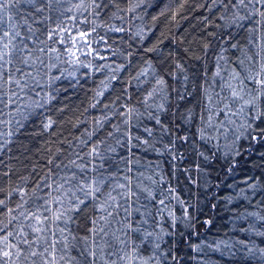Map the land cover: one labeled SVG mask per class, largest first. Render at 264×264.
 <instances>
[{
    "label": "trees",
    "instance_id": "trees-1",
    "mask_svg": "<svg viewBox=\"0 0 264 264\" xmlns=\"http://www.w3.org/2000/svg\"><path fill=\"white\" fill-rule=\"evenodd\" d=\"M234 3L20 0L5 9L0 27H15L24 37L15 43L44 63L15 65L40 81L37 87L28 77L31 99L43 106L0 113V227H23L28 240L21 237L20 254L0 264H44L51 257L39 253L57 240V264H114L124 255L118 248L130 250L131 242L138 259L156 264H264V90L252 79L258 72L264 78V16ZM57 25L95 29L98 55L81 57L90 66L54 59L47 33ZM233 79L242 106L259 96L246 106L256 117L243 126L227 100ZM93 148L101 158L89 155ZM96 177L104 183L95 199L77 209L71 193L63 197V233L53 226L39 240L27 227L32 221L11 219ZM152 243L159 247L150 251Z\"/></svg>",
    "mask_w": 264,
    "mask_h": 264
},
{
    "label": "snow or ice",
    "instance_id": "snow-or-ice-1",
    "mask_svg": "<svg viewBox=\"0 0 264 264\" xmlns=\"http://www.w3.org/2000/svg\"><path fill=\"white\" fill-rule=\"evenodd\" d=\"M20 0H0V25H3L4 23V16L3 13L5 12V9L14 6V3H19ZM30 3H35V0H29ZM223 3L224 0H221ZM233 0H229V3H232ZM96 3V0H93V4ZM248 5H252L255 13H259V15L264 16V11H261V8H264V0H235L234 7H247ZM99 7V5H96ZM259 6V7H257ZM78 7H83V5H78ZM134 11V9H131ZM253 13H250V15ZM239 19H244L243 16H238ZM9 19L11 20V16H9ZM118 30V29H114ZM29 31H32V29H29ZM91 31H95L93 28ZM91 31L87 29H79L77 28L75 32H73L71 27L68 26H62L57 25L56 28H52L47 33V41L52 42V47L49 48V51L54 54V59L57 61H61L64 63H69L71 65H79L84 64L86 67L90 66V61L85 64L83 60H81L82 56H90L94 53L98 55L95 49L92 48V44L95 42L94 39L91 38ZM20 37L21 42H23L24 37L21 36V33L13 26L10 25L9 28H3L0 27V113L3 111V107H11L12 105H16V110L19 111L21 107L23 108H29V107H42L40 100H32L30 92L34 91L32 84L29 82L28 77H32V80L35 81V85L38 87L40 84L39 80H36L34 76H32V72L23 71L20 67L15 66L17 63L23 64L29 68H31L34 64L39 61L41 64L44 63L43 60L40 59V57L32 58L31 50H28L27 44L21 43L17 44L15 43L16 38ZM47 41H45V46L47 47ZM59 44L62 46V48H57L54 45ZM40 52H44V48L39 49ZM17 53H20V56H17ZM26 53V54H25ZM15 58V59H14ZM119 69H115V71H118ZM19 72L20 76L17 77L15 73ZM261 72H264V66L261 68ZM7 73V75H6ZM261 74L258 72L256 73L252 79L255 81V83L259 86L260 90H264V78H260ZM160 84H163V81H159ZM5 85H8L11 89L10 94L6 93L4 91ZM15 87H11V86ZM231 89V98L233 101L236 100H244V97L240 95V91H238L235 87L232 85H227ZM26 89L28 91H26ZM242 91V89H241ZM261 94H264L262 92ZM7 95V99H5V96ZM39 95V93H37ZM259 99V96L254 97L251 100H246L245 105L248 107H253L256 103V100ZM227 107V105H226ZM243 107V106H242ZM242 110V109H241ZM131 112L132 110L129 109ZM259 118V117H257ZM149 134H151L150 130ZM203 138V133L201 134ZM131 139V137H129ZM186 139V138H185ZM147 142V141H145ZM114 151V149H113ZM89 155H94L97 158L100 157V153L97 150V148H93L92 151L89 153ZM103 165H101L102 167ZM81 170L83 171V166H81ZM72 179H75V174H73ZM67 182V181H66ZM104 183V180L102 177H96L93 179L88 180L87 182L81 181L78 185L70 186L67 188L64 193H62V196L60 198L58 197H52L49 200H44L42 204H38L35 206V210H22L19 212L18 216H12V220H18L20 217H23L25 221H32V223L28 224L27 227L34 233L37 234V239L39 240H45L47 239L46 236L41 235L42 233L51 232L53 226L57 229V231L63 233L64 229L60 227V222L63 221L64 223H67L66 217V211L67 209H64V200L63 197H67L68 193H71L72 197L75 198L76 201H78L77 204L71 205L73 208L79 207L80 204H84L85 200L89 197L95 199L96 193H99L101 190V185ZM64 185H58L55 189L57 192L61 188H63ZM119 187L123 188L125 185L121 184ZM75 188V191L73 190ZM76 192H81L83 195L77 196ZM24 193L21 191L20 196L23 199ZM129 196L134 195V193L131 192L129 189ZM149 195H151L149 193ZM109 197L112 200H115V197L111 196V193H109ZM5 203L4 200H0V206H3ZM24 203H27V200H24ZM24 203H21L18 205V208L23 209ZM159 203L161 205H164V200H160ZM56 204L58 207L53 209L52 205ZM167 207V205H165ZM61 209H64L63 211ZM13 210L9 209V213H11ZM161 212L164 211V209H160ZM185 212L187 213V209H185ZM47 213V215H46ZM111 215V213H109ZM185 219H188L187 216L184 217ZM264 219V218H262ZM173 224H175V216L173 215ZM5 227L7 225H4L3 227H0V233H4L3 235H0V259L4 258H11L13 255V252H15L16 255L20 254V250L18 248V243L21 240V237H25L23 240L24 243H28V240L26 239V233L23 231V227H21L18 232H4ZM131 227V226H129ZM133 231H136V229H132ZM103 231V229H101ZM52 235L55 236V232H52ZM149 237L153 236V233L149 232L147 234ZM261 235H264V233H261ZM12 241H16L17 243H13ZM59 241H54L52 243H49L47 247H45L42 252L39 253V255L44 256L45 253L48 254V256L51 257V261L48 259L44 260V264H57L56 261V243ZM35 243V241H33ZM127 243V242H125ZM31 246V245H29ZM128 247L130 250H127L124 252V255L121 257V259H125L128 261V264H133V261L138 259L137 256L138 252V245L135 244V242H131ZM156 247H159V244H156ZM12 250V251H10ZM32 256L38 255L36 251L31 252ZM94 255V253H93ZM63 257H61L62 259ZM147 264V262H145Z\"/></svg>",
    "mask_w": 264,
    "mask_h": 264
},
{
    "label": "rangeland",
    "instance_id": "rangeland-1",
    "mask_svg": "<svg viewBox=\"0 0 264 264\" xmlns=\"http://www.w3.org/2000/svg\"><path fill=\"white\" fill-rule=\"evenodd\" d=\"M232 84H234L235 85V81H234V79L229 83H227V85H232ZM228 87V86H227ZM229 88V87H228ZM230 89V88H229ZM231 90V89H230ZM227 94V96H228V99L227 100H229V101H231L230 102V104L231 105H234V108L236 109V113H237V117H239V116H241L242 117V120H240V125L241 126H243V125H245V124H247V122H248V118H255L256 116L254 115V114H250L249 112L251 111V110H249V108L248 107H246V105H244L243 107H242V102H237V100H236V102L235 101H233L232 100V98H231V93L229 92V93H226ZM241 96H243L242 94H240ZM218 106V103H215L214 105H213V108H215L216 109V107ZM242 109V110H241ZM248 110H249V112H248ZM232 113H234V109L232 108ZM232 117V116H231ZM240 118V117H239ZM216 119V116H214L213 115V118H212V120L214 121ZM216 122V121H215ZM217 123H218V121H217ZM236 134L238 133V132H235ZM204 137V136H203ZM205 138V137H204ZM208 138H210V139H212V136L210 135ZM223 139H224V143H225V146L228 148L229 146H230V144L232 143V140H230L231 139V137H229V136H227L226 134H224V136H223ZM141 237H143V236H141ZM144 238V237H143ZM145 239V238H144ZM144 239L141 241V242H143L144 241ZM110 241H112V247H113V249H115V247H116V240L115 239H112V240H110ZM125 243V242H124ZM156 244L157 243H152V245H150V247H151V249L152 250H150V251H153L154 249H156ZM122 249H120L119 250V248H118V252L119 253H122V254H124V252H125V244H124V246H122L121 247ZM116 251V252H117ZM117 252V253H118ZM139 252V251H138ZM96 257L97 258H99V259H101V255H96ZM122 257V256H121ZM156 259H159V260H161V257H157ZM153 259H151L150 257H147V258H145V259H143V260H141V259H136V260H134L133 262V264H145V262H147V264H156V261H155V258H154V260L152 261ZM114 264H128V261L127 260H125V259H122V260H119V261H116Z\"/></svg>",
    "mask_w": 264,
    "mask_h": 264
}]
</instances>
